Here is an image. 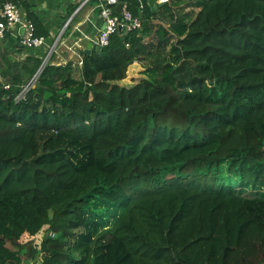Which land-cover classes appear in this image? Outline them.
Wrapping results in <instances>:
<instances>
[{
  "label": "trees",
  "instance_id": "obj_1",
  "mask_svg": "<svg viewBox=\"0 0 264 264\" xmlns=\"http://www.w3.org/2000/svg\"><path fill=\"white\" fill-rule=\"evenodd\" d=\"M118 2L142 27L23 98L0 47V264H264V0Z\"/></svg>",
  "mask_w": 264,
  "mask_h": 264
},
{
  "label": "crops",
  "instance_id": "obj_2",
  "mask_svg": "<svg viewBox=\"0 0 264 264\" xmlns=\"http://www.w3.org/2000/svg\"><path fill=\"white\" fill-rule=\"evenodd\" d=\"M24 7L35 13L47 35L38 46H26L20 42L21 29L8 32L0 38V47L10 51L17 60L36 56L54 65L72 63L81 67V53L90 54L88 44H98L99 31L104 23L99 16L104 0H20ZM160 2V0H157ZM88 50V52H86Z\"/></svg>",
  "mask_w": 264,
  "mask_h": 264
},
{
  "label": "built area",
  "instance_id": "obj_3",
  "mask_svg": "<svg viewBox=\"0 0 264 264\" xmlns=\"http://www.w3.org/2000/svg\"><path fill=\"white\" fill-rule=\"evenodd\" d=\"M168 0H160L164 3ZM119 4L118 0H104L100 4L99 16L104 23V27L99 31L97 43L103 48L108 44L110 35L117 32H127L134 29H140L142 23L140 18L133 17L127 10L126 3H122L119 10L120 14L114 13V9ZM22 29V33L18 34L20 42L28 47L38 46L43 43V37H34V27L32 23L24 17L20 7L10 0H0V38L5 32H13V30ZM128 46V44H126ZM46 61H43L38 72L23 86L22 91L17 96L18 99L23 98L25 92L36 83L37 77ZM52 236L53 234H49Z\"/></svg>",
  "mask_w": 264,
  "mask_h": 264
},
{
  "label": "water",
  "instance_id": "obj_4",
  "mask_svg": "<svg viewBox=\"0 0 264 264\" xmlns=\"http://www.w3.org/2000/svg\"><path fill=\"white\" fill-rule=\"evenodd\" d=\"M141 7L144 6H149L150 9L152 11H155L158 7H160L163 3L162 2H157V0H139ZM122 6V3H119L117 5V10L119 11L120 8ZM22 33V29L21 32ZM89 51L91 50L92 52H97L99 54H101V47L98 44H88ZM88 52V50L86 51ZM143 70L142 65L138 62V61H134L133 63H131L126 71V77L120 81H118V83L125 85V86H130L132 83L130 82V79L134 78V77H141V71ZM35 85V84H34ZM34 87V86H32Z\"/></svg>",
  "mask_w": 264,
  "mask_h": 264
},
{
  "label": "rangeland",
  "instance_id": "obj_5",
  "mask_svg": "<svg viewBox=\"0 0 264 264\" xmlns=\"http://www.w3.org/2000/svg\"><path fill=\"white\" fill-rule=\"evenodd\" d=\"M174 10H178V12L179 13H189V14H191V15H193L196 11H197V9L196 8H191V7H188L185 3H183V5L182 6H180V7H178V8H175ZM157 20H156V23H158V22H161V20H160V18H156ZM146 40H148V39H146ZM140 77H134V78H132V79H130V82L133 84L135 81H137L138 79H139ZM25 246H24V254H23V257H22V261L24 262L25 261V263L24 264H32L29 260H28V247H29V245L30 244H24ZM7 246L8 247H10V248H13V246L9 243V242H7Z\"/></svg>",
  "mask_w": 264,
  "mask_h": 264
}]
</instances>
